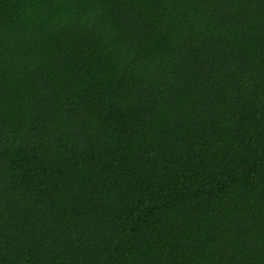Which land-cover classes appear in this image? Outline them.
I'll list each match as a JSON object with an SVG mask.
<instances>
[{
  "label": "trees",
  "instance_id": "16d2710c",
  "mask_svg": "<svg viewBox=\"0 0 264 264\" xmlns=\"http://www.w3.org/2000/svg\"><path fill=\"white\" fill-rule=\"evenodd\" d=\"M0 264H264V0H0Z\"/></svg>",
  "mask_w": 264,
  "mask_h": 264
}]
</instances>
